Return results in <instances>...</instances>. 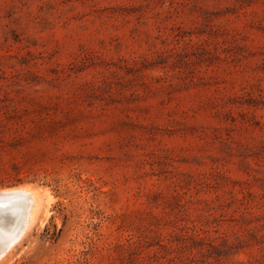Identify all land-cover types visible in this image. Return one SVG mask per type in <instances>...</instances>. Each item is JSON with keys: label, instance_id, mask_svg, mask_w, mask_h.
Masks as SVG:
<instances>
[{"label": "rangeland", "instance_id": "rangeland-1", "mask_svg": "<svg viewBox=\"0 0 264 264\" xmlns=\"http://www.w3.org/2000/svg\"><path fill=\"white\" fill-rule=\"evenodd\" d=\"M23 187L50 203L2 264H264V0H0Z\"/></svg>", "mask_w": 264, "mask_h": 264}, {"label": "bare ground", "instance_id": "bare-ground-1", "mask_svg": "<svg viewBox=\"0 0 264 264\" xmlns=\"http://www.w3.org/2000/svg\"><path fill=\"white\" fill-rule=\"evenodd\" d=\"M0 264L47 214L50 199L32 187L0 190ZM46 197L47 200H44Z\"/></svg>", "mask_w": 264, "mask_h": 264}, {"label": "snow or ice", "instance_id": "snow-or-ice-1", "mask_svg": "<svg viewBox=\"0 0 264 264\" xmlns=\"http://www.w3.org/2000/svg\"><path fill=\"white\" fill-rule=\"evenodd\" d=\"M0 195H2V194H0ZM3 205L2 204H0V207H2Z\"/></svg>", "mask_w": 264, "mask_h": 264}]
</instances>
